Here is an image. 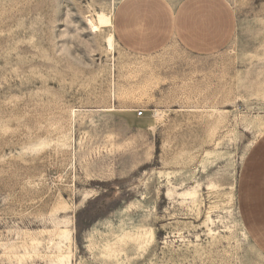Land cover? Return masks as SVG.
I'll list each match as a JSON object with an SVG mask.
<instances>
[{
	"label": "rangeland",
	"instance_id": "374dc122",
	"mask_svg": "<svg viewBox=\"0 0 264 264\" xmlns=\"http://www.w3.org/2000/svg\"><path fill=\"white\" fill-rule=\"evenodd\" d=\"M121 1L0 0V264H47L59 222L73 264H264L240 208L264 0H229L236 33L209 54L108 51Z\"/></svg>",
	"mask_w": 264,
	"mask_h": 264
},
{
	"label": "crops",
	"instance_id": "0c3cea01",
	"mask_svg": "<svg viewBox=\"0 0 264 264\" xmlns=\"http://www.w3.org/2000/svg\"><path fill=\"white\" fill-rule=\"evenodd\" d=\"M118 42L152 53L175 41L195 54L226 47L237 30L229 0H122L113 15ZM240 208L256 248L264 254V140L252 150L240 180Z\"/></svg>",
	"mask_w": 264,
	"mask_h": 264
},
{
	"label": "bare ground",
	"instance_id": "6f19581e",
	"mask_svg": "<svg viewBox=\"0 0 264 264\" xmlns=\"http://www.w3.org/2000/svg\"><path fill=\"white\" fill-rule=\"evenodd\" d=\"M102 23L105 27H112V15L111 16H105L103 15L101 17ZM90 28L93 31H98L100 27L96 25V23L89 19L88 20ZM106 42H107V50L113 51L116 48V37L114 32H110L106 36ZM112 109V108H111ZM156 115H161L159 111H156ZM162 116V115H161ZM160 116V117H161ZM209 221H212L211 217H209ZM50 231V230H49ZM211 233H215L212 229H210ZM74 238H73V232L69 229L68 225H63L62 222L56 223L53 230L50 231V237L47 243L48 249H54V253L52 256H50L47 264H73L74 259ZM34 244H40L41 242L39 240H35L33 242ZM36 244V245H37ZM38 249V247H36ZM33 251L27 250L22 254H16L17 255V263L18 264H24L23 258L29 256H33ZM38 250L34 251V255H37ZM44 259V258H43ZM45 264V263H44Z\"/></svg>",
	"mask_w": 264,
	"mask_h": 264
},
{
	"label": "built area",
	"instance_id": "2783aa9c",
	"mask_svg": "<svg viewBox=\"0 0 264 264\" xmlns=\"http://www.w3.org/2000/svg\"><path fill=\"white\" fill-rule=\"evenodd\" d=\"M138 116H141V115H143L144 114V112L142 111V110H138Z\"/></svg>",
	"mask_w": 264,
	"mask_h": 264
}]
</instances>
